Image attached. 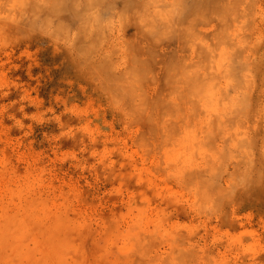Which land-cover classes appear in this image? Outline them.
I'll list each match as a JSON object with an SVG mask.
<instances>
[{
  "label": "rangeland",
  "instance_id": "1",
  "mask_svg": "<svg viewBox=\"0 0 264 264\" xmlns=\"http://www.w3.org/2000/svg\"><path fill=\"white\" fill-rule=\"evenodd\" d=\"M56 1L0 0L24 264H264V0ZM56 219L67 254L43 250Z\"/></svg>",
  "mask_w": 264,
  "mask_h": 264
},
{
  "label": "bare ground",
  "instance_id": "2",
  "mask_svg": "<svg viewBox=\"0 0 264 264\" xmlns=\"http://www.w3.org/2000/svg\"><path fill=\"white\" fill-rule=\"evenodd\" d=\"M55 2H57L56 0H54ZM70 1V0H69ZM75 1V0H74ZM92 0H89L88 3V6H92V5H96V4H92L91 3ZM109 1V0H108ZM194 1H197L199 2L198 0H193L191 1L194 2ZM204 1V5H202L201 7H199V9H196L197 11L198 10H203V9H208L209 7L207 6L209 3H207V5L205 4L206 0H200V2ZM211 1V0H210ZM238 1V0H237ZM60 2V1H59ZM78 2V1H77ZM76 2V3H77ZM82 2V1H81ZM87 2V1H86ZM197 2H194L195 4H197ZM209 2V0H208ZM62 3V2H61ZM60 3V4H61ZM68 3V2H67ZM91 3V4H90ZM99 3V2H98ZM177 3V2H176ZM56 4V3H55ZM59 4V3H58ZM63 4V3H62ZM69 4V3H68ZM73 4V1L71 3V6ZM187 4V3H186ZM193 4V3H192ZM77 5V4H75ZM100 5V4H99ZM178 5V3H177ZM199 5V4H198ZM59 6V5H58ZM62 6V5H61ZM70 6V4L68 5ZM98 6V4H97ZM179 6V5H178ZM192 6V9H194L195 7H197V5L195 6L194 4L191 5ZM191 6L189 8H191ZM195 6V7H194ZM205 6V7H204ZM207 6V8H206ZM56 7V6H54ZM63 7V6H62ZM61 7V10L63 11L64 9H62ZM194 7V8H193ZM69 8V7H68ZM72 8V7H70ZM87 8V7H86ZM91 8V7H90ZM110 8V7H109ZM201 8V9H200ZM54 9H57V8H54ZM67 9V8H66ZM65 9V10H66ZM73 9V8H72ZM89 9V7H88ZM186 9V8H185ZM191 9V13L194 11H192ZM100 10V9H99ZM195 10V9H194ZM86 11V10H85ZM178 11V10H176ZM200 11V16L201 18L204 19V14L203 12ZM204 11V10H203ZM89 12V11H88ZM99 12V11H98ZM98 12L95 14L97 15ZM207 12V11H205ZM193 13L190 14V16L192 15L193 16ZM180 14V13H179ZM178 14V15H179ZM197 14V13H195ZM208 14V13H207ZM78 15V14H77ZM175 15V13H174ZM183 15V14H182ZM100 16V15H99ZM103 16V15H101ZM208 16V15H207ZM202 20L200 17V19L196 20V21H203L202 23L204 24L205 22L207 23L206 19H209L210 17H207ZM175 17V16H174ZM195 17V16H194ZM197 17V15H196ZM50 18V17H49ZM102 18V17H101ZM187 18V17H186ZM191 18V17H190ZM198 18V17H197ZM98 19V18H97ZM100 19V17H99ZM188 19V18H187ZM196 19V18H195ZM101 20V19H100ZM186 20V19H185ZM190 20V19H189ZM188 20V21H189ZM192 20V19H191ZM190 20V21H191ZM196 21H192L193 23L196 24ZM205 21V22H204ZM98 22V21H97ZM172 23V22H171ZM199 23V22H198ZM205 23V24H206ZM87 24V23H86ZM200 24V23H199ZM194 25V24H193ZM195 26V25H194ZM195 28V27H193ZM194 30V29H193ZM204 34V33H203ZM176 35H178L176 33ZM173 36V35H172ZM171 36V38H172ZM175 36V35H174ZM178 38V37H177ZM181 49V48H180ZM20 204V203H19ZM38 205V204H37ZM27 208V207H26ZM14 209V207H13ZM25 209V208H24ZM26 210V209H25ZM16 212V211H15ZM7 214V213H6ZM1 216V215H0ZM30 215H28L27 213H10V214H7V215H3V217L0 219V264H24V262L26 260H30L32 255H33V251L31 248H28L27 246V239L29 237V231L30 230V227L29 224H30ZM52 222V221H51ZM31 225V224H30ZM44 226V225H43ZM36 230V229H35ZM34 230V231H35ZM50 230V229H49ZM72 231H70L71 233ZM32 233V232H31ZM69 233V232H68ZM70 234H67V225L60 219H56L55 220V223L52 227V230H51V239H50V242L49 244L47 245L48 248H43L44 246H39L36 244V248L39 247V250H50L51 249V252L53 250H56L58 253L63 249L64 251V254L67 252H70L69 250L71 249V247H69L70 249L65 250V245L67 243V240H66V236L67 238H69ZM32 237H34L32 235ZM41 243V242H40ZM62 251V252H63ZM67 251V252H65ZM50 252V251H49ZM35 254V253H34ZM63 254V255H64ZM43 255V253H42ZM42 257V256H41ZM40 257V258H41ZM48 258V259H47ZM47 258H43V259H39L37 261H35L34 263H30V264H47L50 263L51 261V255L49 254V257L47 256ZM76 259V258H75ZM53 260V259H52ZM50 261V262H49ZM30 262V261H29ZM26 263H28V261H26ZM53 264V263H52Z\"/></svg>",
  "mask_w": 264,
  "mask_h": 264
}]
</instances>
